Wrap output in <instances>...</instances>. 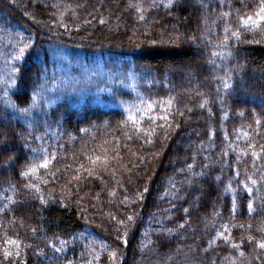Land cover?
Instances as JSON below:
<instances>
[{"label":"trees","instance_id":"trees-1","mask_svg":"<svg viewBox=\"0 0 264 264\" xmlns=\"http://www.w3.org/2000/svg\"><path fill=\"white\" fill-rule=\"evenodd\" d=\"M262 7L0 0V264H264Z\"/></svg>","mask_w":264,"mask_h":264},{"label":"snow or ice","instance_id":"snow-or-ice-1","mask_svg":"<svg viewBox=\"0 0 264 264\" xmlns=\"http://www.w3.org/2000/svg\"><path fill=\"white\" fill-rule=\"evenodd\" d=\"M259 18L261 21H264V7L261 8L260 13H258ZM249 20H251V17H248ZM255 23V21H253ZM225 87H228V84L225 83ZM3 141H0V144H3ZM42 167H47V162H45L43 165H41ZM35 169H32V171H34ZM24 175H28V173H23ZM253 183H255V181H253ZM252 206L249 205V209L251 210ZM129 219L131 220L132 218L129 217ZM261 248H264V244H260L259 245ZM233 247H236V245H233ZM57 251H59V249H57Z\"/></svg>","mask_w":264,"mask_h":264},{"label":"rangeland","instance_id":"rangeland-1","mask_svg":"<svg viewBox=\"0 0 264 264\" xmlns=\"http://www.w3.org/2000/svg\"><path fill=\"white\" fill-rule=\"evenodd\" d=\"M88 82H87V88H92V87H94V81H93V77H92V75H91V73L89 72V75H88ZM86 78V79H87ZM82 80V82L83 81H85V80H83V79H81Z\"/></svg>","mask_w":264,"mask_h":264}]
</instances>
